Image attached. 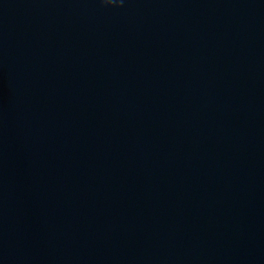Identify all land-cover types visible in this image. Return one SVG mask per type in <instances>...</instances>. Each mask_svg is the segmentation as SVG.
I'll list each match as a JSON object with an SVG mask.
<instances>
[{
    "label": "water",
    "instance_id": "obj_1",
    "mask_svg": "<svg viewBox=\"0 0 264 264\" xmlns=\"http://www.w3.org/2000/svg\"><path fill=\"white\" fill-rule=\"evenodd\" d=\"M0 264H264V0H0Z\"/></svg>",
    "mask_w": 264,
    "mask_h": 264
},
{
    "label": "clouds",
    "instance_id": "obj_2",
    "mask_svg": "<svg viewBox=\"0 0 264 264\" xmlns=\"http://www.w3.org/2000/svg\"><path fill=\"white\" fill-rule=\"evenodd\" d=\"M105 5H114V0H102Z\"/></svg>",
    "mask_w": 264,
    "mask_h": 264
}]
</instances>
